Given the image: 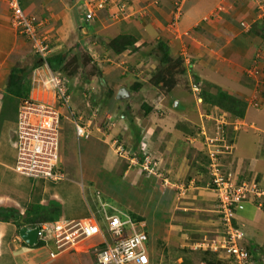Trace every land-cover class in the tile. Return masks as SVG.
Listing matches in <instances>:
<instances>
[{"label": "crops", "instance_id": "crops-1", "mask_svg": "<svg viewBox=\"0 0 264 264\" xmlns=\"http://www.w3.org/2000/svg\"><path fill=\"white\" fill-rule=\"evenodd\" d=\"M150 1L151 2L148 5H152L153 3L158 7L161 4L160 9H162L163 12L170 11L173 8V4L171 3L172 1ZM260 1L263 2L264 0ZM30 3L34 2L32 0H22L23 9L32 7ZM121 3H123V6H126L125 4H128L129 2L123 0L113 2L115 6L116 4ZM76 4L78 7H81L83 13L86 11L82 0H78ZM36 5L37 4L34 3V10L33 13L31 12V18L43 24L38 27V34L40 36L45 35V37H52L51 39L56 36L59 37L56 39L59 42L65 41V39L66 41L71 42L75 38L73 31L78 34V38L89 34L95 35L97 33L96 31L98 29L95 28L93 23L95 20L91 23H86L84 18H82L83 16L81 17V14L77 13L80 12L79 10L75 11L69 7L68 0H50L46 4L41 2V4L37 5L38 7ZM256 8H259V14L257 17H255L252 13V11ZM180 9L181 16L179 20L176 22L174 21V23H172L173 10L170 12L168 27L166 26L164 29L165 31L160 33V37H158V39L163 41L164 38H166V41L169 39V43L166 42V44L169 47L168 52L170 57V55L175 56L176 54L174 47H172L173 43H176V40H178V38L181 39L184 35L191 36V46L193 47V50L189 53L186 50H182L183 53L179 54L184 58V63L187 62L188 64L189 61L192 63L191 65H189V63L188 67H192V70H190L195 72V74L192 73L193 79L194 76H196L202 81L211 83L237 98L239 97L245 101L250 99L246 102V112L243 118H237L230 113L225 112V114L232 119V125H230L229 132L233 133L235 136L231 162L235 164L236 170L239 169L240 171V168L246 166L248 173H255L254 171L257 170L258 174L264 175V136H256L255 134L252 135V133H247V131L243 132V135L241 136L236 133L238 131L237 127L241 125H248V129L252 131H260L261 133L264 131L260 128H256L253 122H249L248 117L249 110L253 107V105L256 106V108L264 105V93L260 91V82L254 78V76L259 73L261 63L262 66H264V51L260 49L254 50L256 45L264 46V35L262 36L257 33L259 29L253 27V24L258 21L264 23V5L260 6V3L257 2V0H185L181 3ZM6 10H8L6 2H2V4L0 3V19L3 18ZM47 11H50V14H48ZM157 11L158 9H154L153 14L159 17H153L156 18L157 24H160L162 16L161 13H158ZM138 12H140V10H138ZM120 15L123 16L124 13H121ZM145 15L148 14L145 13ZM121 18L122 17L116 18V20L119 21H117V26L114 23L115 29L111 31L113 38L110 41L120 35H133L137 39V42L135 43V46L137 47L136 52L137 50L139 51L138 46L144 42L142 41L143 37L141 35V30L142 34L144 33V36L145 34L150 36L153 34H150L148 29H135L132 24L130 26V23L120 21L123 20ZM97 20L96 25L98 24ZM60 22H62V26ZM57 23H59L60 26H57ZM161 23L163 26V22ZM4 24L5 23L3 22L0 23V40L2 37L6 38L8 44H0V145L2 140L7 138V143H10L13 151V163L10 164L5 160V157H8L7 153L6 155L5 153L0 154V207L17 208L19 209L18 211H22L21 214H23L30 203L47 205L49 201L55 200L58 202L59 196L47 187L49 181H39L33 184L29 182L27 183L23 181V179H20V177L23 178L24 176H21L12 170L16 156L15 148L13 146V135L16 127L19 99L5 95L3 88L8 70L11 68L22 69L23 67L20 64L24 61V59L22 55V60L20 62L21 54L23 53L19 44H17L19 40L17 37V31L14 27V30L8 31V29L11 28L8 27V29H6L7 27L5 28L2 26ZM90 27L91 30H89ZM19 37L22 36L19 35ZM22 38L26 41L24 37ZM102 41L106 40H100V43H102ZM52 48L55 50L58 47H55L53 44ZM136 52L127 50L117 55L115 60L120 59L119 61H121V64L123 63L122 58H128V61H133L134 57H131ZM260 52H262L263 55H258ZM14 56H18L20 58L19 63L13 65L11 62L12 60L10 59ZM6 64L8 66H6ZM3 66H6L7 70L3 69L2 72ZM185 68L187 74V72H189L187 69L189 68ZM45 70H48L49 73L50 69L44 64L35 69H31L28 76L30 86L28 97L52 103L54 101V93L48 84V76L45 78L47 74L45 73L46 75L44 74L43 78L37 79V73ZM105 71L103 70L104 76H101H103L104 80L109 81L107 83L108 87H110V82H115L117 91L120 89L126 90L128 93V96L126 97L128 98L121 100L116 99L117 93L114 89L110 88L111 91L113 90L115 93L117 103L122 106L125 111H122L123 113H120L119 116L120 118L117 124L120 128H117L115 131H113L114 129H112V127L109 128L111 130V135L116 136L112 137L111 145L108 143L109 140L106 139V137L103 138L102 133L96 132L95 135L89 139V141L91 140V144L87 146L82 162L79 161L78 171L80 172L81 178L86 180L84 184H81V188L93 187L97 190L100 189L102 192L101 185L104 182H106L109 187H111V185L118 187L119 190L116 192L110 191L109 187H106L105 191L109 195H117V197H120L119 202L124 206L126 201H128L129 204L126 206L128 208L121 206V204H119L120 206L110 204V206L123 211L129 217L130 215L128 212H131L143 219L142 222L136 223H142L144 229L146 228L145 231L148 235L146 250L149 256L150 264H172L178 259L181 258L182 260L184 258L183 252H181L184 248L195 249V246L218 240L223 236L220 226L218 225V228H216V225L212 220V215H209L213 212L216 216V203L211 205V202H215L211 182L209 178L207 182L202 180L200 181L198 172H196L198 175L196 179L191 176L185 177L186 175H183L185 169L177 166L178 163L176 162V156L178 155L180 147H182L181 141L178 139V135L180 133L181 135L183 134L180 131L185 133V129L189 124L177 123L175 124V128L172 127L173 131H170V129L166 130L165 128L163 130L162 128L164 123H162V128L159 127V131L163 134V137L160 138L155 136L156 134L154 133V129H152V127L144 129L143 127H140L139 123L135 120L134 123L130 124V117L136 116L135 113H133V108L135 109L138 102L142 105H145V103L149 104L146 101H140L142 93L145 91L144 98L150 97V99H152V97L149 92L146 91L147 87H145L142 82H140V89L137 92L131 88L132 84L130 82L127 84L128 87H124V84L130 81L132 77V75H130L131 73L127 74V76L123 75L124 78L119 80V82L112 81L108 78L107 75L104 74ZM252 72H254L253 76H251L253 74ZM245 78L256 81L249 85V81ZM40 80L43 90L44 88L46 90L47 87H50L49 93H45V90L42 93L35 92L36 87L41 88L39 83ZM188 81H191L189 77ZM97 82L98 80H96V83ZM70 83L71 81H69L70 98L68 110L62 108L60 109V112L61 119H66V121L71 124L69 112L88 115L90 110L87 108V103L95 105L92 95H95V93H91L88 89H83L84 92H78L76 90L71 91ZM93 83H95V81ZM189 83L191 89L192 86L196 85L193 81ZM197 85L201 87L200 84ZM141 89H144L143 92ZM172 94H174L175 97L177 96L182 98V101L187 99L185 96L179 95L177 87L172 89ZM192 94H189V98L192 101H198L197 94H195L194 91H192ZM88 98L91 101L88 100ZM135 98L139 99V101ZM249 101L252 103H249ZM106 102L108 103V101ZM110 102L112 103L111 99ZM199 104V106L202 107V104ZM185 105L190 106L189 104ZM149 106L148 107L152 109L151 105ZM191 107L192 106H190V108ZM154 109L156 110L155 107ZM143 110H145L144 107ZM206 110L204 113L201 112L199 114L200 119L197 117L198 121H203L202 118L208 121L211 120L209 118L213 117L217 119L220 117L221 113H224L222 110H217L216 108ZM183 119L186 118H181V120ZM132 125H135V127L139 129L138 142H143L147 145L146 153L150 155L153 162L156 163V166H158L155 169V173L143 172L140 167H134L133 165L135 164L128 163L126 171L124 173H121L120 171V176L117 175V171H119L118 167L122 162V157L117 154L116 150H114V144L117 143V145L122 146V148L126 151L124 155L127 157V160L131 159L130 154L138 149L139 143H137V146L135 147V132ZM165 131L169 133H166ZM157 139L159 140V143H157ZM158 144L162 145L163 148L161 150L156 149L159 147ZM62 154L63 145L61 146V156ZM66 155H68V150ZM95 155L100 158L96 159ZM116 157H119L120 160ZM173 158H175V161H172ZM100 159L102 160L99 161ZM65 160H68L67 157H65ZM116 164L118 165L116 166ZM189 164L190 163H188V165ZM179 166H181V164ZM191 166L192 165H190V167ZM175 167L177 169L176 171L173 169ZM122 168L124 169L125 166ZM167 169L170 170L168 171ZM171 170L173 173L168 175ZM8 172L14 173V177L9 179L7 175ZM64 175L66 178L65 172ZM240 179V181L243 180V178ZM86 182L87 185H85ZM7 184L15 188L11 187L13 189L8 191V187L10 186ZM184 188L185 191H183ZM86 206L87 212L89 214L93 213V209H91L92 207L90 205ZM213 206L215 209H212ZM261 208L253 201L242 202L236 208L234 218L242 226L246 225L248 227L250 234L249 237L252 235L261 237L262 235V241L260 239L259 240L264 247V209L262 208L263 210H261ZM123 209L127 210V212ZM83 218L85 217L69 219L64 218L60 214L59 219L79 220ZM195 218L200 221V224L195 228L188 227L187 224H190ZM173 219L177 222H172ZM216 223L218 224V221ZM188 231L195 232L194 235H199L201 238L199 242H202L203 240L206 242H194L192 245H190L189 242H184L178 245L176 243V239L181 241L186 240L187 234H189ZM9 232H14L15 235L12 238H9ZM18 235L19 233L16 231V227L14 225L11 223L0 222V264H5L8 257L15 260V264H93V256L89 252L82 251L79 252V254L72 252H60L55 254V256H51L52 253H56L57 251L50 240H48L49 242H45V244L43 243L40 247H34V245L29 246L24 242H20L17 239ZM173 235L174 239H172ZM245 237L246 234L244 235L243 245L247 246ZM171 241H173V243ZM44 248H47V251L42 250ZM38 250L41 251L38 252ZM255 251L256 255H254V257L256 256L255 258L260 259L259 250L255 249ZM5 257L6 259L3 260Z\"/></svg>", "mask_w": 264, "mask_h": 264}, {"label": "rangeland", "instance_id": "rangeland-1", "mask_svg": "<svg viewBox=\"0 0 264 264\" xmlns=\"http://www.w3.org/2000/svg\"><path fill=\"white\" fill-rule=\"evenodd\" d=\"M32 1L38 5V4H41V2H44V4H46L50 0H44V1L43 0H32ZM77 1L78 0H68L69 7L75 11L79 10L80 12H77V13L81 14V17H82L83 12L81 10V7L77 6L76 4ZM101 1H102L101 9H98L93 12L94 19L92 21L95 20L93 23L95 25V28L98 29L96 31L97 33L95 35L89 34V35H85V36L78 38V34L73 31L75 38L71 42L66 41V39L65 41L59 42L56 40L59 37L55 36L53 37V39H51L52 38L51 37L50 39H51L52 45L54 44V46L58 48H56L55 50H53L54 48H52L51 53H49L48 55V58L57 56V55H65L66 59H65V62L63 63V67H61L59 72L58 71L54 72L52 70H49V73H48V70H45L43 72L40 71V73H37L38 74L37 79L43 78L45 73L47 74V75L45 74L46 75L45 78L48 76L47 79H49L50 74L56 73L58 77L64 76L63 79H65L68 82L71 81L70 83L71 91L76 90L78 92L79 91L84 92L83 89H88V91H90L91 93H95V95L92 94L94 101H95L94 102L95 105H93L92 103L90 104L100 109L101 116L99 120L100 122H103L101 125V130L103 134L102 136L103 138L106 137V139L109 140L108 143L111 145L112 137H116V136H112L110 133L111 130L108 128V125H107L108 120L106 119V115H109L112 117L111 122L114 125L111 127L112 129H114L113 131H115L117 128H120L117 123L119 122L120 113H123L122 111H125V109L116 102L117 100L115 99V95H114V98L109 97L111 94L108 96L107 92L109 91L107 90L111 91V89H114L116 93H118V91L115 87V82H110L109 83L110 87H108L107 83L109 81L103 79V76H104L103 70L105 71L106 69L104 74H106L107 77L110 78L112 81H119L122 78H124V76H127V74L131 73L130 75H132V77L130 81L124 84V87H128L127 84L129 82L132 84V86L134 84H137L138 89H134L137 92L140 89L139 87L141 85L140 82H142L144 86L147 87L146 91H148L152 97V99H150V97L144 98L145 91L143 92L144 89H141L143 93H142V98L140 99V101L148 102L149 104L145 103V105H148V106L151 105L152 110L148 115H145V110H143L142 104L138 102V105L135 107V109L133 108V113H135L136 116L130 117L131 118L130 121L132 123L137 121L140 127H143L144 129H148L152 127V129H154V133L156 134L155 136H158L159 138L163 137V134L159 131V127L162 128V123H164L162 129L163 130L164 128L166 130L170 129V131L172 130V127L175 128L176 126L175 124L177 123H185V124L188 123L189 124L188 127L185 129V133L183 131H180L183 134L181 135L180 133L178 135V139L181 141L182 147H180L178 151L179 156L178 155L176 156V162L178 163L177 166L179 168L181 167L185 169V171L183 172V175L184 174L186 175L185 177L191 176L196 179V177H198L199 175L200 181L202 180V181L207 182L208 178L211 181L210 172L208 168L209 162H210L209 160L210 158L209 153H210L212 154L213 159H216V162H217L216 167H217V170L221 173L222 177H224L225 179H229L230 181L233 180L234 181L233 183H235L236 180L240 181L241 180L240 178H243L242 181H246L249 183L256 182L264 190V175L258 174L257 170L254 171L255 173L253 172L248 173V169L246 166H243L242 168H240L241 169L240 171L239 169L236 170L235 164L231 162V158L233 156L232 155L233 144L235 140L234 134L229 132L230 125H232L231 123L232 119L227 114H225V117H222V120L221 119L218 120L213 117L214 119L209 118L211 119L209 121L205 120L204 118H202L203 121L202 120L198 121L197 117L200 119L199 114L201 112L204 113L207 107H205L204 104H202V107H201L199 106L200 105L199 101H195V100L192 101L189 98L190 97L189 94H192L189 82L191 81L195 82L192 76V73L195 74V72L191 71L192 67L190 68L188 67V64L190 63V61L188 62V64L187 62L185 63L183 62L182 64L184 67L189 68L187 69L189 72H187L186 75L185 74L180 75V76L176 75L174 77V83L172 85L171 83H172L173 78L171 77L172 76L171 74H169V76H166L167 74H164L166 76L165 78L169 79L166 84L162 80H159L156 82V80L153 77V72L159 68L158 67L159 65L167 66V68L171 66L170 68H173V65L175 64L174 62H176L178 58L182 57L179 54V53H183L182 50H186L188 53L191 50H193V47L191 46L192 37L188 35L187 36L181 35L182 36L181 39L178 38V40H176V43H173L172 45L177 55L176 54L175 56L170 55L171 60L168 61L166 64L159 63V60L162 57V54L159 52L156 46L158 43H163L164 45L167 46L166 42L169 43V39L166 41V38H164V41H165L164 42L163 40H159L158 37H160V33H162V31H165L164 29L166 28V26L168 27V21H169L168 18L172 10H173L172 23H174V21L176 22L179 20L181 16L180 5L185 0H168V1H172L171 3L173 4V8L170 11H166V12H163V10L160 9L161 4L158 7L156 4H153V3L152 5H148L151 2L150 0H123V1L129 2L128 4H125L126 6H123V3L116 4L115 6L113 2L117 0L115 1L114 0H101ZM2 2H6V5L8 7L7 1L0 0L1 4ZM257 2L260 3V6L264 5L263 3L264 1L261 2L260 0H257ZM34 3H30L32 7L30 8L27 7L28 8V9L26 8L27 11L26 9H23L26 17L28 18L32 17L31 14L33 13V10H34L33 9ZM154 9L156 10L158 9L157 12L161 13L163 20L161 18L160 24H157L156 18L153 17V16H156L153 14ZM138 10H140V12H138ZM258 12H259V8H256L252 11L255 17H257V15L259 14ZM47 13L50 14V11H47ZM112 13L117 14L118 15L117 17H122L121 19L123 20H120V21H123L124 23H130V26L132 24V26L135 29H138V30L141 28L148 29V31H150V34L151 33L153 34L151 36L145 34L144 36V33L142 34V30H141V35L143 37L142 41L144 42L143 44L138 46L139 51L138 50L137 52L135 51L136 53L132 55L131 58L134 57L133 61H128V58L126 59L122 58L123 63L121 64L120 63L121 61H119L120 59L115 60L117 55L114 53L113 51L114 48L112 47V45L109 46V43H110V40L113 38L111 31L115 29L114 27L115 25L117 26V21L119 20H116L117 17L114 18L113 16H111ZM121 13H124V15L123 16L119 15ZM145 13L148 15H145ZM45 17H46V14H45ZM156 17H159V16H156ZM96 20L98 23L97 25L99 26L96 25ZM0 21H1L0 23L2 22L5 23L2 26H4L5 28L7 27L6 29H8V27L11 28V29H8V31L14 30L13 29L14 19H12V12L9 9V7H8V10H6L3 18L0 19ZM161 22H163V26ZM86 23H90V22H86ZM60 24L62 26V22H60ZM56 25L60 26L59 23H57ZM89 30H91V27L89 28ZM17 37L19 39L17 44H19V46L21 47L23 54H21V58L18 56H14L10 60H12L11 62L14 65L16 63H19V58L21 62L22 55H23L24 61L20 65L25 70H29L33 67L36 61H39L38 60L39 58L31 50L29 44L26 41H24L22 37H19L18 34H17ZM100 40H106V41H102V43H100ZM0 44L7 45L8 42L6 38L2 37V39L0 40ZM167 48L169 50L168 46ZM259 49L264 51V46L256 45V47L254 48V50H259ZM181 59L183 61L184 58L182 57ZM178 62H181V61L179 60ZM191 64L192 63H190L189 65ZM13 65H9V66H13ZM6 66L8 65L6 64ZM6 66L2 67V72H3V69L7 70ZM252 73L253 74L251 76L254 75V72ZM100 75H103V76L100 77ZM188 77L190 78L191 81H188ZM254 78L257 79L258 82H260V86H261L260 91L264 93V66H262V63H261V68L259 70L258 75L254 76ZM96 80H98L97 83H96ZM94 81L96 84L93 83ZM248 81H249L248 84L250 85V84H253L256 80L250 79ZM102 82H104V85ZM39 83H40L41 88L36 87V91H35L36 93H42L45 90V88L43 90L41 86L42 85L41 80L39 81ZM175 86L178 88L179 95L185 96L187 98L186 100L182 101V98L177 97V96L175 97V95L172 94V89L176 88ZM49 92H50V87H47L45 90V93H49ZM127 98L128 97L125 96L122 99H127ZM110 99L112 103L110 102ZM135 99L139 101V99L137 98ZM238 99L240 98L238 97ZM88 100L90 99L88 98ZM241 100L246 103L250 99H247V101H245L244 99H241ZM106 101H108V103ZM249 103H252V102L249 101ZM185 104H189L192 107L190 108V106H187ZM154 107L156 108V110L154 109ZM223 112L225 113V111ZM180 117L181 118L184 117L186 119L181 120ZM248 117H249V122H253L256 128H260L261 130H264V105L258 108H256V106L253 105V107H251L249 110ZM221 121L224 123V125H221ZM60 125H61V128H60L61 146L63 145V154L61 156L62 163H63L62 170L63 172H65L66 178L63 181L58 182V183L48 182L47 187L50 190H53V192L59 196L58 203L60 204L61 216H63L64 218H69V219L70 218L78 219L80 217L81 218L87 217L89 216V213L87 212L86 205H90L94 213L97 214L99 210H100V213H102V210L99 207L100 201L108 203V204H113L114 206H120L119 204H121V206H124L122 205V203L119 202L120 197H117V195L107 194L105 189L106 187H109V186H107L106 182H104L101 185L102 192H104L105 194L102 193L100 189L97 190L96 188H93V187L81 188L82 186L81 184H84L86 180L81 178L80 172L78 171L79 161L82 162L84 152H86L87 146L91 144L90 143L91 140L89 141V140L82 139L78 141L76 137L74 136L70 122L68 123L66 119H63ZM248 128H249L248 125L246 126L241 125L240 129L236 132L237 135L239 134L241 136L243 135V132L247 131V133H250V134L252 133V135L255 134L256 136H264V131L261 133L260 131L259 132L252 131V130H249ZM166 133H169V132H166ZM157 143H159L158 139H157ZM211 145H214V146L212 147ZM116 146H117V143L114 144V150ZM162 148H163L162 145H159V147L156 149L161 150ZM67 150H68V155H66ZM3 153H5V155L7 153L8 157H5V160L9 162L10 164H12L13 163V160H12L13 151L11 149L10 143L9 144L7 143V138L3 139L0 145V154H3ZM64 156L67 157L68 160H65ZM95 157L96 159L100 158L97 155H95ZM117 159H119V157ZM101 160L102 159H100L99 161ZM129 160L132 161L131 159ZM129 160H127V157H124V158L122 157V162L120 163V166L118 167L119 171H117L118 172L117 175L120 176V171L123 173L126 171L128 163H130ZM172 161H175V158H173ZM81 162H80V165H81ZM188 163L190 164L188 165ZM64 164H65V167H64ZM180 164L181 166H179ZM117 165L118 164H116V166ZM190 165L192 166L190 167ZM123 166H125L124 169L122 168ZM133 166L140 167V162ZM173 169L175 171L177 170L176 167ZM167 170L169 171L170 169H167ZM196 172H198L199 174L197 175ZM172 173L173 171L171 170V172H169L168 175H171ZM7 175L10 179L14 177L15 174L12 172L10 173L8 172ZM20 179H23V181L27 183L29 182L31 184L35 182H39V181L31 180L29 178H24V177L23 178L20 177ZM85 185H87V182L85 183ZM9 186L10 187H8V191L15 188L11 185ZM109 188H110V191H114V192L119 190V188L114 185H111V187ZM183 191H185V188L183 189ZM114 198L118 201H116ZM214 203L215 202H211V205ZM128 204L129 202L126 201L124 207L128 206ZM212 209H215V207L213 206ZM14 210L19 214L22 213V211L19 212L18 211L19 209L17 208H14ZM261 210L263 209L261 208ZM125 211L127 212V210ZM209 215H212V220L215 223L216 228H218V224L216 223L218 218L215 216V214H213V212L210 213ZM172 222H177V221L173 219ZM177 224H180V223H177ZM199 224H200V221H198V219L195 218L190 224H187V225L190 228L192 227L195 228ZM243 229H244L243 230L244 233L246 234V237H245L246 245H249L259 250L260 259L255 258L257 259L256 264H259L258 261L264 264V250L260 242L262 235L261 237L257 235H252L251 237H249L250 234H249L248 227L245 225L243 226ZM188 233L189 234H187L186 240L181 241L179 239H176V243L180 245L181 243L189 242V244L192 245V243L194 242L202 243L205 241L203 240L202 242H199L201 238L199 235H194L195 232L188 231ZM8 235H9L8 236L9 238H12L15 235V233L9 232ZM172 239H174V235L172 236ZM171 242L173 243V241ZM204 244L205 243H203L202 245L195 246V249L184 248L183 250H181V252H183L184 258L182 260L180 258L172 264H181L184 260L185 261L190 260L192 264H194L195 262H201L202 255L199 253L200 251H202L201 249L206 248L205 246H203ZM244 247L246 246L244 245ZM42 250L47 251V248H44ZM78 250L81 251V249H78ZM39 251L41 250H38V252ZM70 252L79 254L78 251H70ZM87 252L90 253V251H87ZM5 259L6 257L3 258V260ZM14 261L15 260H12L10 257H8V260L5 264H15ZM223 263H227V261L223 260Z\"/></svg>", "mask_w": 264, "mask_h": 264}, {"label": "built area", "instance_id": "built-area-1", "mask_svg": "<svg viewBox=\"0 0 264 264\" xmlns=\"http://www.w3.org/2000/svg\"><path fill=\"white\" fill-rule=\"evenodd\" d=\"M5 1L12 12L15 30L26 39L36 56L46 63L51 53L52 43L50 37L38 34V27L43 24L26 17L20 0ZM82 1L86 8L83 18L91 23L94 19L93 12L101 9L102 1ZM111 16L115 18L118 15L112 13ZM258 55L263 53L260 52ZM48 84L54 93L52 103L29 97L21 99L18 103L13 135L16 156L12 170L34 181L58 183L65 178L61 158L60 109L68 110L69 82L55 73L50 74ZM199 89L198 85H194L191 90L198 94ZM197 100L201 102L200 99L197 98ZM87 108L90 110L88 115L69 112L73 133L78 141L89 140L96 132L102 133L103 122L99 120L100 109L90 103H87ZM222 117H225V113H221L217 119L222 120ZM106 119L110 128L113 125L112 117L106 115ZM221 125H224L222 121ZM240 127L238 126L237 130ZM146 147L145 143L140 142L138 149L130 154L132 161L129 160V162L130 164L140 162L144 172L155 173L156 163L146 153ZM115 150L119 156L125 157L126 151L122 146L117 145ZM209 157L211 188L215 197L217 221L223 236L218 240L205 243L203 246L206 248L201 250L219 253L220 258L227 261L223 264H256L257 259L253 253L243 245L242 232L234 228L231 221L235 217L236 208L242 202L253 201L258 207H262L264 190L256 182L236 180L233 183V180L225 179L217 170L216 159H213L210 153ZM99 207L102 213L99 210L97 214L90 213L83 219H59L51 223H40L33 227L37 229L36 243L40 240L45 244L50 240L57 251L51 256L60 252L90 251L93 264H150L146 250L148 235L143 224L132 221L126 213L115 207L112 208L108 203L100 202ZM17 239L23 242L19 235ZM258 263L262 262L258 261ZM194 264L208 263L201 261Z\"/></svg>", "mask_w": 264, "mask_h": 264}, {"label": "trees", "instance_id": "trees-1", "mask_svg": "<svg viewBox=\"0 0 264 264\" xmlns=\"http://www.w3.org/2000/svg\"><path fill=\"white\" fill-rule=\"evenodd\" d=\"M20 5L23 8V4L21 0H20ZM253 27L259 29V30L257 29L258 30L257 33L261 34L262 36L264 35V23L263 22L259 21L258 23H254ZM136 42H137L136 37H134L133 35L124 34V35L118 36L117 38H115V40L113 39L112 41H110L109 46L112 45V47L114 48V49L112 48L114 53L116 55H119L127 50L135 52L137 48L135 46ZM156 48L162 54V57L159 60L160 64H166L168 61L171 60L169 57V52H168L169 50L166 45H164L163 43H158ZM65 59H66L65 55H57V56L48 58L46 60V63L50 70L54 72L55 71L59 72L61 67H63V63L65 62ZM179 60L181 62H178ZM174 63L175 64L173 65V68H170L171 66H169V68H167V66H162V65L158 66L159 68L153 72V77L156 80V82L159 80H162L166 84L169 79L165 77L171 74L172 75L171 77L173 78L172 83H171L172 85L174 83V77L176 75L178 76L184 75V74L186 75V69L182 65L183 64L182 59L178 58V60ZM42 64H44V62L36 61L31 69H35L41 66ZM31 69L25 70L24 68L22 69L21 68H11L10 70H8V73L5 78V85L3 88L5 95L18 98L19 101L21 99L28 98L29 90H30L28 76H29ZM164 74H167V75L165 76ZM194 80H195L196 85L197 84L201 85V87L199 86L200 88L199 97L202 100L201 104H204L205 107H207V109L208 107L209 109L216 108L217 110L228 112L237 118L244 117L245 112H246V103L244 101L234 97L233 95H230L229 93L225 92L223 89L211 83L202 81L196 76H194ZM131 88L137 89L138 85L134 84ZM107 91H109L107 92L108 96L111 94L109 97L114 98V95H115L114 92L110 90H107ZM143 107L145 109V115H148L152 110L151 108H149L148 106L144 104L142 105V108ZM130 124H132L131 121H130ZM132 127L135 132L134 141H135V147H136L137 143H139L138 142L139 141V129L135 127V125H132ZM262 208L264 209V202H263ZM60 210H61L60 204L55 200L49 201L47 205H42L40 203H30L25 209L23 215L17 213L14 210V208L0 207V222L13 224L16 227V231L19 233V230L24 226L33 228V227L38 226L40 223H51V222L56 221L57 219L60 218V214H61ZM128 214L130 215L131 219L134 222L143 221L141 217L131 212H128ZM216 216L218 218L217 213H216ZM231 224L234 228L240 230L243 236L245 235L243 231L244 230L243 226L240 223H238L235 218L232 219ZM43 243L44 242L39 240L34 245V247H40L42 246ZM245 248L249 252L253 253V255H256L255 248L249 245H247ZM199 254L202 255V259H201L202 262H206L208 264H223V259L220 258L219 253H215L211 251H200ZM181 264H192V263L190 262V260L189 261L184 260Z\"/></svg>", "mask_w": 264, "mask_h": 264}, {"label": "water", "instance_id": "water-1", "mask_svg": "<svg viewBox=\"0 0 264 264\" xmlns=\"http://www.w3.org/2000/svg\"><path fill=\"white\" fill-rule=\"evenodd\" d=\"M101 77V75H100ZM104 85V82H102ZM125 96H128V93L124 89H120L116 95V99H122ZM19 236L23 240L24 243H26L29 246H32L36 243L37 240V229H29L27 227H22L19 230Z\"/></svg>", "mask_w": 264, "mask_h": 264}, {"label": "clouds", "instance_id": "clouds-1", "mask_svg": "<svg viewBox=\"0 0 264 264\" xmlns=\"http://www.w3.org/2000/svg\"><path fill=\"white\" fill-rule=\"evenodd\" d=\"M17 33H18V32H17ZM26 42H27V41H26ZM49 58H50V57H49ZM47 59H48V58H47ZM47 59H46V60H47ZM39 60H40V59H39ZM40 61L43 62L42 60H40ZM44 65H47V63L44 62ZM47 66H48V65H47ZM197 95H198L197 98L201 100V98L199 97V93H198ZM201 102H202V100H201ZM201 102H199V103H201Z\"/></svg>", "mask_w": 264, "mask_h": 264}]
</instances>
